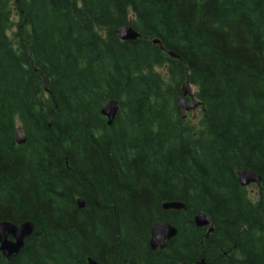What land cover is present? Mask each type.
Wrapping results in <instances>:
<instances>
[{
  "label": "trees",
  "instance_id": "obj_1",
  "mask_svg": "<svg viewBox=\"0 0 264 264\" xmlns=\"http://www.w3.org/2000/svg\"><path fill=\"white\" fill-rule=\"evenodd\" d=\"M1 222L35 230L0 264H264V0H0ZM164 222L178 234L152 252Z\"/></svg>",
  "mask_w": 264,
  "mask_h": 264
},
{
  "label": "water",
  "instance_id": "obj_2",
  "mask_svg": "<svg viewBox=\"0 0 264 264\" xmlns=\"http://www.w3.org/2000/svg\"><path fill=\"white\" fill-rule=\"evenodd\" d=\"M118 38L123 42H134L140 38V34L136 32L131 25L120 28L117 31ZM155 44L160 45L158 40ZM161 48H163L161 46ZM173 58H178L175 54L170 53ZM190 98V102L187 99ZM177 107L183 119H186L187 113L195 111L202 107L200 101L194 97L193 89L189 81H186L182 86V95L177 99ZM203 108V107H202ZM120 104L118 101H109L101 109V115L107 119V125L110 127L114 123ZM15 140L18 146H24L27 143V138L21 127L15 130ZM261 176L256 172L244 169L238 173V181L242 188H247L251 185L260 186ZM79 209H85L84 201L77 200ZM164 211H183L186 206L182 203L168 202L163 205ZM196 227L208 229V235L214 232V225L210 216L206 213H199L193 219ZM35 230L32 222H25L19 225L10 222L0 223V254L8 259H16L25 247V242L29 239ZM177 229L168 222L156 223L150 231L149 247L152 252L158 250H166L169 243L177 236ZM89 264H97L93 259H88Z\"/></svg>",
  "mask_w": 264,
  "mask_h": 264
},
{
  "label": "rangeland",
  "instance_id": "obj_3",
  "mask_svg": "<svg viewBox=\"0 0 264 264\" xmlns=\"http://www.w3.org/2000/svg\"><path fill=\"white\" fill-rule=\"evenodd\" d=\"M192 89H193V92L195 93L196 92V88L195 87H192ZM201 112H202L201 109H197L196 111H193L192 113H189L188 114V118L190 120H192V121H197L198 119H200V117L202 115ZM248 190L249 191H251V190L256 191L255 187H250Z\"/></svg>",
  "mask_w": 264,
  "mask_h": 264
},
{
  "label": "flooded vegetation",
  "instance_id": "obj_4",
  "mask_svg": "<svg viewBox=\"0 0 264 264\" xmlns=\"http://www.w3.org/2000/svg\"><path fill=\"white\" fill-rule=\"evenodd\" d=\"M252 187H254V186H252ZM251 192L254 193V190H251Z\"/></svg>",
  "mask_w": 264,
  "mask_h": 264
}]
</instances>
